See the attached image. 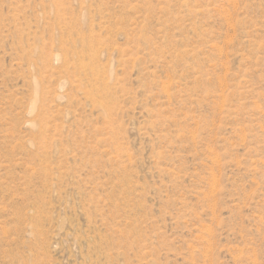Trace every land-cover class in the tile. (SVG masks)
<instances>
[{"label":"rangeland","instance_id":"374dc122","mask_svg":"<svg viewBox=\"0 0 264 264\" xmlns=\"http://www.w3.org/2000/svg\"><path fill=\"white\" fill-rule=\"evenodd\" d=\"M0 264H264V0H0Z\"/></svg>","mask_w":264,"mask_h":264}]
</instances>
